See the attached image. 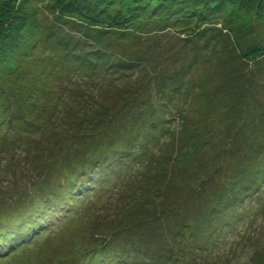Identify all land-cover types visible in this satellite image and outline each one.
Wrapping results in <instances>:
<instances>
[{"label": "rangeland", "instance_id": "rangeland-1", "mask_svg": "<svg viewBox=\"0 0 264 264\" xmlns=\"http://www.w3.org/2000/svg\"><path fill=\"white\" fill-rule=\"evenodd\" d=\"M23 2L0 0L26 23L0 54V232L36 236L0 264H264V18ZM35 181L56 201L21 215Z\"/></svg>", "mask_w": 264, "mask_h": 264}, {"label": "trees", "instance_id": "trees-1", "mask_svg": "<svg viewBox=\"0 0 264 264\" xmlns=\"http://www.w3.org/2000/svg\"><path fill=\"white\" fill-rule=\"evenodd\" d=\"M17 1V0H15ZM19 2L21 0H18ZM23 3L28 2L29 0H23ZM81 1V4L78 2ZM150 1V0H149ZM160 0H153V3L151 5L148 3L145 4L142 0L139 1L140 6L136 5L135 2L133 5L129 6L127 4V0L124 3L123 0H60L62 4H65L64 9H72L74 10L75 7H78L79 12H82L85 18H106L111 16L113 20H115L116 13L120 15L119 20L120 22H117L115 24V28L120 27V23L123 24L128 23L129 26H133L136 24L138 20L141 21L143 19L142 17L145 16V14H148L150 12V9L152 8V15L153 17H158L160 12H164L166 14V5L169 7V14H173L172 9H176L177 12L180 10L181 12H184V16L186 19H198L197 22L202 24L203 22H211L215 19V16L221 12L222 8H213V3L221 6L224 5L225 2H228L230 4L231 8H239L240 11L244 10L248 14L252 15L253 13L257 19L264 18V3L260 2L257 3L258 0H215L214 2L211 1L206 2L207 0H165L160 5H156ZM224 1V2H223ZM131 2V1H129ZM128 2V3H129ZM222 2V4H220ZM117 5V6H116ZM119 5V6H118ZM16 7L13 6V8ZM19 7V6H18ZM115 7H119V10H115ZM17 8V7H16ZM114 8V9H113ZM172 8V9H170ZM112 9V10H111ZM72 10H69V13L72 12ZM107 10H111L109 14L107 15ZM119 11V12H118ZM160 11V12H159ZM17 11L13 9V12H10L9 8H4L0 10V54L4 53L5 50L11 49L13 45L8 44V40L10 38V35L19 34L22 35V32L25 28V22L21 20H17V18H12V15H14ZM64 12V11H63ZM63 14V13H62ZM107 15V16H105ZM150 15V14H149ZM105 16V17H104ZM165 19L162 18V21H167L169 19V15H164ZM190 21V20H189ZM168 22V21H167ZM23 30V31H22ZM12 35V36H13ZM12 50H14L12 48ZM14 53V52H13ZM14 55V54H12ZM6 66V65H5ZM7 67V66H6ZM6 72L9 74L8 68H5ZM162 121H158L155 124L157 126H160L157 123H162ZM34 183V190L37 192H45V195H41L42 197V203H34L29 198L30 197H21L19 201L16 203L15 207H13L16 210H21V215H25L23 212L24 210L29 206L31 207L32 203L35 205L34 210L40 211L43 207H45V203L54 202L55 197L57 196L55 192L50 187L48 191L43 190H37L39 188L38 185H41L37 181ZM48 188V186H47ZM28 207V208H29ZM33 214V213H32ZM21 218V217H20ZM23 219V218H21ZM28 237V240L31 241L33 239V236H36L35 234L33 236H30L29 231L20 230V234H17V236L14 235V233H11L10 230L1 231L0 232V241H8V239L17 238V240H25V237ZM12 242V241H11ZM96 257V256H95ZM91 258V257H90Z\"/></svg>", "mask_w": 264, "mask_h": 264}, {"label": "snow or ice", "instance_id": "snow-or-ice-1", "mask_svg": "<svg viewBox=\"0 0 264 264\" xmlns=\"http://www.w3.org/2000/svg\"><path fill=\"white\" fill-rule=\"evenodd\" d=\"M9 252L8 248L5 247L4 242L0 241V256L7 255Z\"/></svg>", "mask_w": 264, "mask_h": 264}]
</instances>
